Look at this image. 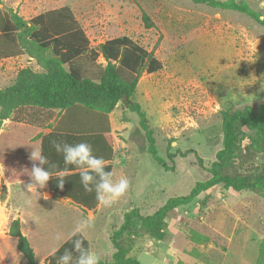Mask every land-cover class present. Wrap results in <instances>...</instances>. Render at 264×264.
<instances>
[{"label": "rangeland", "instance_id": "obj_1", "mask_svg": "<svg viewBox=\"0 0 264 264\" xmlns=\"http://www.w3.org/2000/svg\"><path fill=\"white\" fill-rule=\"evenodd\" d=\"M236 1L248 3L264 19V0ZM62 6L73 10L94 47L127 35L163 63L158 72L142 75L134 101L147 115L159 155L174 169L165 170L153 158L139 114L119 103L110 139L117 144L114 182L129 180L125 194L103 206L94 220L87 211L64 209L53 200L31 201L26 223L31 243L50 240L38 249L37 263L85 220L90 226L82 233L91 249L109 261L108 234L123 223L127 211L138 207L152 214L211 176L210 165L223 147V112L264 103V24L198 0H0V7L25 19ZM11 65L0 64L6 88L21 69L44 70L28 53ZM248 144L246 138L231 173L254 174L264 166V150ZM187 150L193 151L183 155ZM168 153L175 154L173 160ZM14 185L0 166V264H29L10 234L22 195ZM122 241L142 264H256L264 241V198L250 189L236 192L217 185L170 212L160 233L141 229L140 236L126 234Z\"/></svg>", "mask_w": 264, "mask_h": 264}, {"label": "trees", "instance_id": "obj_2", "mask_svg": "<svg viewBox=\"0 0 264 264\" xmlns=\"http://www.w3.org/2000/svg\"><path fill=\"white\" fill-rule=\"evenodd\" d=\"M198 1L245 13L264 24L260 13L244 1ZM25 53L34 56L44 70L21 69L13 85L0 89V162L11 182L31 178L33 164L28 156H23L21 148L13 146V142L38 137L42 144L41 153L48 160L44 168L54 175L64 176L62 188L56 176L50 177L51 191L72 199L83 206L84 211L95 210L99 202L94 187L92 191L85 190L79 175L81 169L65 165L63 154L57 152L54 143L87 142L93 155L103 158V162L111 161L114 148L107 139L112 130L109 114L119 103L139 114L141 127L149 142L148 151L153 158L165 170L174 169L167 159L159 155L147 115L134 101L142 75L163 68L162 61L152 50L127 35L109 38L94 47L69 6L48 10L30 19H25L17 11L0 7V60ZM223 115V147L210 165L211 176L197 182L189 194L169 198L152 214L145 215L138 207L127 211L123 223L111 235L114 248L112 259L101 260L99 264H142L130 255L131 245L124 244V236H140L141 229L160 233L170 212L192 202L201 192L212 187L224 185L236 192L250 189L264 198V166L254 174L230 172L246 138L249 139L250 149L264 150V103L257 107L247 105L241 109H227ZM7 119L10 122L1 131ZM44 128L51 131L43 134ZM251 131L253 134L249 136ZM192 151L187 150L183 155ZM168 157L173 160L175 154L168 153ZM36 163L39 164L38 161ZM105 166V171L112 173V164ZM10 234L18 239V248L28 263L38 264L18 218L13 222ZM77 239L91 250L84 234L76 233L52 252L44 264H59L65 250L71 252L72 264H75L79 253L73 245ZM256 264H264V241Z\"/></svg>", "mask_w": 264, "mask_h": 264}, {"label": "clouds", "instance_id": "obj_3", "mask_svg": "<svg viewBox=\"0 0 264 264\" xmlns=\"http://www.w3.org/2000/svg\"><path fill=\"white\" fill-rule=\"evenodd\" d=\"M261 6L264 7V4ZM54 147L57 152H62L65 165H73L81 169L79 173L81 183L87 191H92L94 187L96 199L101 205L110 206L127 191L129 180L126 177H121L117 182H114L112 173L105 171L106 166L103 158L93 155L91 145L87 142L63 143L62 145L54 143ZM29 159L33 162L30 173L32 182L27 186L35 185L36 189L37 187L44 188L50 177L56 176L59 187H63V174L57 176L45 169L44 165L48 163V160L40 151L33 148ZM37 161L39 164L36 163ZM89 226V221H82L73 234L82 233ZM73 247L79 253L75 264H99V255L86 249L82 240H75ZM72 261V254L68 250H65V253L59 258V264H72Z\"/></svg>", "mask_w": 264, "mask_h": 264}, {"label": "crops", "instance_id": "obj_4", "mask_svg": "<svg viewBox=\"0 0 264 264\" xmlns=\"http://www.w3.org/2000/svg\"><path fill=\"white\" fill-rule=\"evenodd\" d=\"M17 58H19V56L0 60V64L12 63L10 68L13 69ZM3 75H1V76H3ZM16 75H18V74H16ZM16 75L15 76H13V75L10 76V84L9 85H13L15 83V81H16L15 78H17ZM7 79H4V80H7ZM0 81H1L0 89H4V88H6L8 86V85H6V84H8V81H4L3 82V78L2 79L0 78ZM116 108L109 114V119H110V124H111V129L112 130H111V133L107 135L108 141H110L112 143L113 148H114V157H113V159L111 161H105L104 162L105 165L106 164H112V179H113V181H114V164L116 163V156H117V144H116L115 141L114 142L111 141L110 136L114 134V131L117 128L116 121L114 120L115 119L114 117L116 116V114H115ZM9 122H10L9 119L4 121V127L1 129V131H4V129L6 128V126L8 125ZM50 131H51L50 128H44L43 129V134H47ZM41 145H42L41 144V139L38 138V137H35V138L26 137L24 139V141L20 142V141L16 140L15 142H13V146H18L19 148H21V153L24 154L23 156H28V158L30 157V154H31V151L33 150V148L35 150H37V151L42 152ZM0 166L3 168V171H4L5 169H4V167H3L1 162H0ZM64 174H67V173H64ZM31 182H32L31 178H27V179H24V180L13 182L15 184L13 189L21 191V194H22L21 197H20V201L18 199L19 202L17 203V210H18V212H20L18 214V217H19L18 219L20 220V226H21V223L23 225L22 228H21V231L30 240V242H31V237L27 233L30 230V226L26 225V223L29 222V221H27L29 219V217H30L29 210H30L31 207H34L31 204V201H33L34 199H39V200L41 199V200H46V201L53 200L56 203H58V205H60L64 209H75V210H80L83 214L85 213L84 212L85 208L83 206H80V205L76 204L72 199H70L68 197H64V196L58 195L55 192L51 191L50 186H49V181L47 182V184H46V186L44 188L37 187V189H36L35 185L27 186ZM115 182H117V181H115ZM47 192L50 193L51 196L43 195V194H46ZM55 199H57V200H55ZM143 201H144V199H143ZM102 209H103V205H101L99 203L95 210H89L85 214H86L88 219L94 220L95 217H96V214L99 213ZM73 233L71 235H69L65 240H63L62 243H57L52 248L48 249V251L42 253V259L40 261H38L39 262L38 264H44L46 258L52 252L57 250L69 237H71L73 235ZM112 234H113L112 232L108 234L109 238H110V236ZM48 241H50V240H48L47 238L46 239L43 238V239H41V243H39L38 246H33V244L31 243V245H32V247L34 249L35 255L37 254L38 249L43 250V248H45L47 246ZM112 247H113V245H112V242H111V246L107 247L106 255L109 252L111 253V256L113 255L114 251H112ZM91 251H93V252H95V253H97L99 255V252L97 251V249L94 248V249H91ZM100 260H103V259H100ZM103 261H105V260H103Z\"/></svg>", "mask_w": 264, "mask_h": 264}]
</instances>
